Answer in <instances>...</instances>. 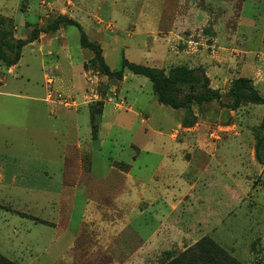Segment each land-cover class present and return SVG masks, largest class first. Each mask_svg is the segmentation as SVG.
Segmentation results:
<instances>
[{
  "label": "rangeland",
  "instance_id": "1",
  "mask_svg": "<svg viewBox=\"0 0 264 264\" xmlns=\"http://www.w3.org/2000/svg\"><path fill=\"white\" fill-rule=\"evenodd\" d=\"M78 1L87 2L85 12L78 2L74 5L68 0L64 5L61 0H0V42L7 54L14 57L18 40L28 38L34 28L72 13L98 23L97 34L107 42L118 37L117 42L104 44L105 59L114 70L122 67L124 56L165 72L176 65L203 68L210 87L223 95L236 78L245 76L264 96V0ZM29 8L33 12L28 14ZM65 27L72 53L78 59L89 55L90 50L81 49L79 29ZM53 58L41 56L29 46L13 71L0 59V85L6 82L9 91L22 95L31 89L43 94L47 85L41 60L52 67L56 64ZM64 60L62 55L60 61ZM89 67L95 71L83 90L66 87L62 93L80 96L86 89L98 88L106 95L114 87L120 105L101 101L107 104L104 124L94 140L85 138L84 133H90L88 110L94 113L97 102L82 106L83 148H75L76 136L65 141V134L59 131L64 129L62 125L57 128L60 144L46 130L36 133L29 127L25 131V110L32 105L28 98L2 100L7 106L0 109V151L10 158L23 157L9 159L8 168L20 169L26 160L30 166L24 176L20 173L17 184L0 185V205H11L26 214L0 207V253L19 264H164L182 255L186 260L196 257L193 264H264V165L256 157L257 139L264 136V104L247 99L236 109L222 107L218 101L194 105L195 129L186 132L177 123L182 121L184 109H178L176 116L177 109L160 103L149 78L126 69V81L110 79L95 66L94 58ZM62 72L66 77L74 75L66 67ZM2 101L0 97V105ZM110 103L120 110L111 116ZM100 119L97 114V128ZM67 130L72 133V126ZM3 140L9 141L7 147ZM179 141H188L192 147L184 149ZM188 151L189 159L185 158ZM51 156L61 159L59 171L57 165L53 168L43 160ZM120 162L130 164L132 173L147 183L154 180L150 183L154 189L157 184L175 194L179 207L168 215L171 222H166L170 228L166 242L145 246L131 231L133 223L129 228L124 226L127 221H119L123 214L116 209L117 193L128 186L115 170L130 169ZM195 181L200 201H194L186 191ZM64 184L93 191L90 198L98 211L88 217L86 198L77 197L71 225L59 235L33 216L53 219L52 201L57 202V190ZM164 209L168 214L170 210ZM159 221L158 214L155 217L147 210L135 226L140 224L145 235L158 227ZM170 225H178L180 231L172 234ZM123 227L126 231L121 238L117 231ZM202 237L200 250L190 253Z\"/></svg>",
  "mask_w": 264,
  "mask_h": 264
},
{
  "label": "crops",
  "instance_id": "2",
  "mask_svg": "<svg viewBox=\"0 0 264 264\" xmlns=\"http://www.w3.org/2000/svg\"><path fill=\"white\" fill-rule=\"evenodd\" d=\"M61 1H62V4L64 5L66 0H61ZM68 1L72 2V4L74 5H77L76 4L77 2L79 3L78 0H68ZM86 4L87 2L79 3L80 5L79 8L81 11L85 12L86 9H84V5L87 6ZM32 12H33L32 8H29L28 14ZM68 15H69L68 17H71L80 22L81 26L83 27V29H85L90 40L92 41L94 40L101 44L102 48L104 49V56H105L104 44L105 43L110 44L112 42L118 41L117 36L114 38V40H110L109 42H107L108 39L106 37L104 36L102 37L101 35L98 36L97 33L99 32H98V28H96L98 23H96L94 20L87 18L85 16H82V15L81 16L76 15V14L74 15L72 13H68ZM92 36H95V39H93ZM29 46L31 47V51L33 52L38 51L41 56L54 57L53 59L56 61V64L52 67L49 65H46L45 60L43 59L41 60L43 64L42 71L44 72V76H43L44 81H46V77L48 75H51L54 77V87H55V90L59 92H64V89L66 87H68L69 89L72 88L76 90H83L86 87L88 80L90 79V75L92 71L93 72L95 71L94 68L92 67L88 68L90 59L94 58V55H92L93 51L81 45L82 51L86 49L90 50V54L89 55L84 54L81 59H78L76 55H74L71 51L68 29L65 26L61 27L56 32L41 33L38 39L25 45L23 52L25 48ZM23 52H22V56H23ZM62 55L65 59L64 62L60 61ZM22 56L17 64L10 67L9 71H13L17 68V66L19 65L22 59ZM65 62H66V65H68V67L64 65ZM65 67L68 68L69 71L73 72L74 75L66 77V75H64V73L62 72ZM126 79H128V76L125 73L123 82L126 81ZM29 92L30 93H27V95H22L21 93L9 91L8 84L6 82L0 85L1 101L3 99L10 100L13 98H20V97H26L32 101L31 107L28 108V110H25L26 111V121H25L26 125L23 124L25 131H28L29 127H31L32 131L36 133L37 132L43 133L46 130L47 134L52 133L51 138L54 139L53 140L54 142L59 141L58 144H60V141H61L60 139L61 136L58 133L59 131H62V133L65 134L64 139L66 142H67L66 139H69L68 141H70L73 138L72 136H76L78 139H77V144L75 148L77 149L83 148V145H84V143L82 142L83 136H81L80 133H82V128L84 127L82 124L83 122L82 117L85 116V112L84 114L82 113V106L74 110V109H70L65 106H62L58 102L48 100L47 99L48 90L46 86H45V91L43 94L42 93L40 94L37 89L36 90L31 89V91ZM106 105L104 106V110L101 114V119H100L101 125L99 126V132H98L97 138L99 137L101 126L102 124H104L102 118L105 115ZM6 106L7 105H4V102L2 101V104L0 105V109L4 110ZM73 110L75 112L70 113V111H73ZM114 111H120V110L115 109L112 105V112L110 113L109 116H111L114 113ZM88 112H89L88 115L90 117L89 121H90L91 130L88 135H87V130H86V132L84 133V137L85 138L89 137L91 140L92 139L94 140L90 108ZM176 113H177L176 114L177 116L179 113L178 109L176 110ZM148 119H144V120L148 121ZM177 123L186 132L193 131L195 129L192 126L191 127L182 126L180 121ZM61 125L64 127V129L61 128V130L57 131V128L61 127ZM70 126H72V133L70 130L69 131L67 130ZM73 132H77L79 133V135H75V133ZM84 141L87 143V139H85ZM3 143L7 147L9 144V141L3 140ZM90 143L92 144L91 141ZM177 143L179 145H182L184 149L188 147H192V144L188 141H183V142L179 141ZM23 146L24 148L29 147V145L28 146L23 145ZM89 148L91 147L88 144V149ZM165 148H167V146H165ZM189 153H190L189 151L185 153V158ZM73 155H75V153H73ZM166 156L167 157L169 156L170 157L169 159L173 160V158L170 156L169 153H166ZM187 157L189 159L192 157V155L190 154V156H187ZM22 158L23 157H16V158L11 157L10 158L9 154H7L5 151H0V185L2 186L7 185V187H11V184L13 183L17 184V180L20 177V173L21 175H23L25 171L28 169V167L30 166V163L27 160L24 162H21L22 167L20 169L8 168L7 166L10 165L9 159L16 160V159H22ZM44 159L47 160L48 165H52L53 168H54V165H57V168H58L57 171L60 170L61 167H59V165L61 166L62 162L59 156L56 157V159L53 156L49 158H43V160ZM120 163L128 165L130 169L126 171L121 168H118V169L116 168L115 170L117 175L123 180V183H124V180L126 179V184L128 186L127 189L125 190L121 189L117 193V197H119V199L117 200L118 208L116 209L119 213L123 214L122 219H120L119 221H124V222L127 221V223H125L126 225L124 226L129 227V228L131 226V223H133V227L131 231L133 233H136L137 236L143 239V244L145 246L147 245L149 247L150 246L152 247V245L154 246L155 244L159 242L160 243L166 242L170 234L169 232L170 228L169 226L166 225V222H171L169 220L168 215L172 214L179 207V204L175 203L174 201L175 194L167 190V187H165L164 190L159 189L157 184L153 185L156 188L154 189L152 185L150 184L154 180H151L150 183H147L143 178L132 173L130 164L124 163V162H120ZM187 165L188 166L190 165V161L187 163ZM47 171H50V169L48 168ZM52 174L53 175L55 174V170L52 171ZM57 174L60 175V173L58 172ZM101 179L105 180L103 177ZM196 186H197V182L195 181L191 183V185L189 186V189L186 191L189 193H192V197L194 201H197V200L200 201L201 200L199 198L200 195H198L195 192ZM93 193H94L93 191L90 192L88 190H79V187L76 184L69 185V186L64 184L59 189V191L57 190V197H58L57 202L55 203V201H52L53 202L52 204L53 219L50 220L48 218H44L40 216H33L36 218L34 220L37 223L53 228L55 233L60 235L64 233L65 230L71 225V221L74 215L73 212L76 208V198L77 197L86 198L85 212H87V215L89 214L88 217H90V215H93L92 212L94 210L98 211L93 204L94 202L93 199L90 198L92 197ZM52 194L54 195V193ZM126 196H129L130 198L125 200L124 198ZM120 198H122V200ZM178 198L180 200V196ZM189 203L190 205H192L191 203L193 202H189ZM164 206L165 208H168L170 210L168 214L165 213ZM0 207L4 208L5 210H8V212H14L22 216L26 215L25 213L19 210H16L15 208H12L11 205L9 206L8 204L0 205ZM147 210L150 213H153L155 217H157V214L159 215L160 225L158 227L153 228L152 232L145 233V235H143L141 233L142 229H141L140 224H138L137 226L135 225H136V222L141 218V216L147 212ZM170 226H171L172 234L175 233L176 231H180L178 225H173V226L170 225ZM125 227H123L122 230L117 231V235H119V237L121 238L125 236V231H126ZM174 235H172V237ZM176 235L175 237L178 238Z\"/></svg>",
  "mask_w": 264,
  "mask_h": 264
},
{
  "label": "trees",
  "instance_id": "3",
  "mask_svg": "<svg viewBox=\"0 0 264 264\" xmlns=\"http://www.w3.org/2000/svg\"><path fill=\"white\" fill-rule=\"evenodd\" d=\"M2 24L3 21L0 19V32H2ZM70 25L76 26L79 29L81 45L93 51L95 66L99 67L101 73L110 79L116 78L122 80L125 75V70L129 69L135 74L146 76L152 82L154 94L160 103L170 106L173 109H184V115L181 121L184 127H191L197 122V115L193 111L194 105L200 106L205 102L218 101L222 107L236 109L247 99H251L254 103L264 104V96L258 91L252 79L245 76L236 78L229 91L223 95L218 89H212L210 87V79L203 68H190L185 65H176L171 67L168 72H165L158 67L130 61L124 56L122 58V67L114 70L107 63L101 44L90 40L79 21L64 15H58L46 25L34 28L28 38L19 39L16 44L14 57L7 54L3 43L0 42V59L8 67H11L19 62L23 47L38 39L41 33L56 32L61 27ZM96 105H98V108L94 110V113H91L93 136L95 137H97L99 132V127L97 128L94 125L96 115L102 114L104 110L103 103L97 102ZM256 157L264 165V136H260L257 139ZM204 238L202 237L201 240L196 242L194 247L192 246L190 248V253H195V251L200 250V244H202ZM204 250L207 252L208 248L204 247ZM196 262V257L192 256L186 260L185 255H182L169 258L164 264H193ZM0 264L19 263L0 253Z\"/></svg>",
  "mask_w": 264,
  "mask_h": 264
},
{
  "label": "built area",
  "instance_id": "4",
  "mask_svg": "<svg viewBox=\"0 0 264 264\" xmlns=\"http://www.w3.org/2000/svg\"><path fill=\"white\" fill-rule=\"evenodd\" d=\"M46 83L48 90L47 99L58 102L67 108L78 109L83 105H90L91 103L101 101H108L120 105L118 101H115V98H117V91L114 87H110L106 95L99 91L98 88H90L86 89L82 94H80V96H76L55 90L54 77L51 75L46 77Z\"/></svg>",
  "mask_w": 264,
  "mask_h": 264
}]
</instances>
